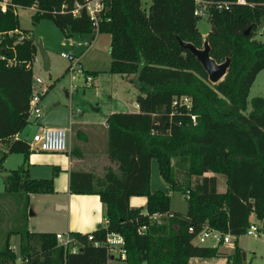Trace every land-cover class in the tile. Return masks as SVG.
<instances>
[{
    "label": "trees",
    "instance_id": "trees-1",
    "mask_svg": "<svg viewBox=\"0 0 264 264\" xmlns=\"http://www.w3.org/2000/svg\"><path fill=\"white\" fill-rule=\"evenodd\" d=\"M90 1L95 0H9L5 12L0 6V147H6L0 152V172L7 174L1 196L22 194L28 204L29 194L54 192L53 179L30 178L26 165L34 151L16 139L29 121L37 53L29 32L20 28L16 10L30 8L33 25L51 21L65 37L109 34V73L134 77L138 112L113 113L106 119L107 145L119 175L112 170L100 177L69 174V193L98 196L108 225L87 234L71 232L75 254L57 245L55 233L7 229L6 237H0V264H16L12 234L20 235L18 256L25 264H108L107 233L123 236L126 254L117 259L124 264L219 258L225 264H244L246 253L237 241L246 234L252 215L264 233V98L254 97L247 112L250 89L264 69V42L255 38L264 20V0H245L244 5L199 0L207 8L202 17L194 16V0H151L147 12L141 0H97L101 8L96 25L85 8ZM217 4L230 7L218 10ZM203 21L207 35L200 28ZM180 41L198 49L207 41L216 63L229 59L224 78L211 84ZM15 153L24 155L25 165L7 171L2 161ZM153 160L169 189L182 193L186 214L170 212L168 193L151 192ZM217 176L225 178L223 193L217 191ZM134 197L144 198V206L131 207ZM144 213L172 216L153 222ZM143 225L146 231L140 234ZM206 227L233 237L232 253L222 254V243L194 245Z\"/></svg>",
    "mask_w": 264,
    "mask_h": 264
},
{
    "label": "rangeland",
    "instance_id": "rangeland-1",
    "mask_svg": "<svg viewBox=\"0 0 264 264\" xmlns=\"http://www.w3.org/2000/svg\"><path fill=\"white\" fill-rule=\"evenodd\" d=\"M142 8L147 12L151 0H141ZM93 7V6H92ZM94 8V7H93ZM20 28L28 31L37 47V53L32 64V84L35 91L40 92L38 108L41 111L37 120H29L22 131L17 135L18 139L31 143L35 134L41 127L60 128L63 122L101 121L110 113L132 111L135 108V99L138 95L136 87L132 84L134 77L111 75L110 70V42L111 36L100 34H72L65 37L51 21L41 20L36 25L32 24L31 16L34 10L30 8H17ZM205 24V22H202ZM259 32L263 35H259ZM257 40L264 42V20L257 30ZM85 43L90 44L88 47ZM45 52L49 67L44 69V62L40 49ZM61 55L70 56L69 61ZM39 79L41 85L35 81ZM88 79L91 81L88 82ZM254 97L264 98V69L257 75L248 96L247 112L250 111V102ZM74 142L80 145L84 142L77 137V126L71 127ZM83 126L81 130L87 131ZM67 143L69 141V132ZM0 152H6V147L1 146ZM65 153L33 152L30 155V164L27 169L32 175L40 179H53L54 192L50 194H32L28 204L25 195L13 194L1 196L4 192L3 180L5 172H0V237H6L5 231L13 227L28 229L29 231L42 232L52 228V222H56L53 214H56L53 203L63 196L66 188V175L63 172V160ZM23 154H8L2 161V166L7 170H15L25 165ZM217 191H226L225 178L217 176ZM151 192L162 191L170 197V212L186 214L187 202L181 192L171 191L161 179L156 161L151 163L150 172ZM30 195V194H29ZM103 206H105L103 204ZM251 221H256L254 216ZM104 221V220H102ZM103 225V222H102ZM54 227V226H53ZM16 229V228H15ZM1 239V238H0ZM10 247L16 253V264L22 263L18 256L20 235L12 234L9 238ZM194 245L212 247L215 242L207 239L200 244L193 240ZM238 246L246 253L244 264H264V237L244 235L238 238ZM222 254H230L233 251V239L229 244L220 245ZM225 259H192L188 264H224ZM109 264H124L122 259L109 260Z\"/></svg>",
    "mask_w": 264,
    "mask_h": 264
},
{
    "label": "crops",
    "instance_id": "crops-1",
    "mask_svg": "<svg viewBox=\"0 0 264 264\" xmlns=\"http://www.w3.org/2000/svg\"><path fill=\"white\" fill-rule=\"evenodd\" d=\"M129 77V76H128ZM134 82V80H133ZM134 85V83H132ZM135 86V85H134ZM138 107L132 111H124L120 113H137ZM113 113H110V116ZM105 117L101 121H79L74 122L69 120L68 123L63 122L60 124L61 129H65L70 136L67 143L68 149L65 160H63L64 169L61 171L66 175L67 186L63 189V196L57 198L53 203L56 214H53V218L56 222H52V228L46 229L42 232H51L55 234H70L71 232H78L81 234H87L99 229L105 224L106 208L95 195H72L69 193V174L70 172H89L96 176H103L108 170L114 171L119 175V164L113 160L109 153L107 145V125ZM77 126L76 135L80 138L82 143L78 145L74 142L71 127ZM84 128L87 133H84L81 128ZM44 127L38 130H43ZM16 139L18 137L16 136ZM30 162V157L28 164ZM28 174L30 178L40 179L37 175H32L31 170L28 168ZM30 194L29 196H31ZM145 204L144 198H131V207H142ZM104 220V221H102ZM103 222V225H102ZM54 226V227H53ZM34 232V231H32ZM222 259V258H219ZM224 259V258H223ZM110 260H118L116 257H112ZM109 264V263H108ZM225 264V263H224Z\"/></svg>",
    "mask_w": 264,
    "mask_h": 264
},
{
    "label": "built area",
    "instance_id": "built-area-1",
    "mask_svg": "<svg viewBox=\"0 0 264 264\" xmlns=\"http://www.w3.org/2000/svg\"><path fill=\"white\" fill-rule=\"evenodd\" d=\"M195 1V8H194V16L202 17L207 14V8L205 5H201L199 0ZM9 0H1L0 6L1 11L5 12L6 6ZM246 2L245 0H237L236 4L244 5ZM94 8H93V7ZM230 7V4H217L216 8L218 10H228ZM85 8L91 17V19L94 21L93 25H96V15L100 10V5L97 0L87 2L85 5ZM257 31L255 38L257 39ZM259 35H263L259 32ZM90 44L85 43V46L88 47ZM62 58L72 61L73 59L70 56L67 55H61ZM91 80L88 79V82ZM37 84L41 85V81L39 79H36L35 81ZM40 92L35 91L32 84V94L29 102V120H37L40 117L41 111L38 108V103L40 101ZM187 102V100H184ZM67 138L68 134L65 129L61 128H44L39 133L35 134L32 138L30 145V148L34 152H43V153H66L68 149L67 145ZM149 220L151 221H158L161 222L166 217H171V214H159L154 213L151 215H148L147 213H144ZM108 221L105 220L104 227H107ZM146 231V225H143L139 228L138 232L140 234H143V232ZM192 231V229H190ZM247 236H253V237H264V233L261 230V223L258 221H250L249 228L246 232ZM57 245L64 249L65 252H69L72 254H75L78 252V248L76 246L75 240L70 234H56L55 235ZM92 237L89 236L88 240H91ZM196 240L200 244L204 243L207 239H212L215 242V245H218L219 243H222L223 245L229 244L231 237L229 234H223L218 230L211 229V228H204L196 237ZM194 239V240H195ZM98 243H95V246H98ZM104 246L106 247L107 253L109 256L116 257V258H123L126 254L125 249V240L123 236L117 233H107L105 236Z\"/></svg>",
    "mask_w": 264,
    "mask_h": 264
},
{
    "label": "water",
    "instance_id": "water-1",
    "mask_svg": "<svg viewBox=\"0 0 264 264\" xmlns=\"http://www.w3.org/2000/svg\"><path fill=\"white\" fill-rule=\"evenodd\" d=\"M200 28L202 29L203 35L208 34V29L206 25L200 24ZM248 32H249V29L246 30L245 35H247ZM179 44L181 47L188 50L197 59V61L201 64L204 71L206 72L208 76V81L211 84H217L224 78L229 68L230 60L227 59L225 62L221 64L216 63L210 57V47L207 41L204 42L202 49H198L190 43H184L181 41ZM39 49H40V54L44 62V69L47 70L49 67L48 58L45 52L42 50V48L40 47Z\"/></svg>",
    "mask_w": 264,
    "mask_h": 264
}]
</instances>
